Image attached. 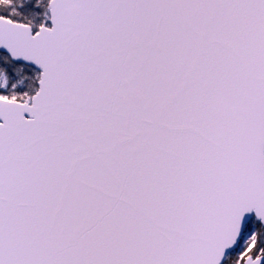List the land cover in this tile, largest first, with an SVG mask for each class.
Masks as SVG:
<instances>
[{"label": "snow or ice", "instance_id": "snow-or-ice-1", "mask_svg": "<svg viewBox=\"0 0 264 264\" xmlns=\"http://www.w3.org/2000/svg\"><path fill=\"white\" fill-rule=\"evenodd\" d=\"M0 264H264V0H0Z\"/></svg>", "mask_w": 264, "mask_h": 264}]
</instances>
